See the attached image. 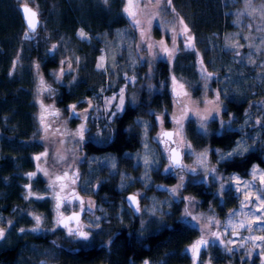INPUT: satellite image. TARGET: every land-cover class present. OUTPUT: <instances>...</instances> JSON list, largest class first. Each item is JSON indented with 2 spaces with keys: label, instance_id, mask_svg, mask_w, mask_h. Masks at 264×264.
Segmentation results:
<instances>
[{
  "label": "rangeland",
  "instance_id": "obj_1",
  "mask_svg": "<svg viewBox=\"0 0 264 264\" xmlns=\"http://www.w3.org/2000/svg\"><path fill=\"white\" fill-rule=\"evenodd\" d=\"M19 1L20 4H28L38 12L39 7L36 0ZM124 1L126 7L127 0ZM221 3L230 17V32L219 34L221 36H218L217 42H214L212 48L210 47L211 53L208 61L204 62L202 57L197 55L195 60L174 68L173 64L170 66L173 59L175 60L180 50L187 49L185 45L189 42L186 36L179 35L186 25L185 22L182 20L183 23H181L179 15L173 11L171 5L166 3V0H155L154 3H147V6H145L146 0H134V4H138V7L134 6L131 10L136 13L135 19L140 22L139 25L134 24L137 28L135 31L137 38L133 37L130 32L131 27L114 31L111 39L100 37L102 42L96 68L104 73L105 83L91 97L76 105V112L81 114L79 119L71 117L70 106H67V111L60 109L53 111L49 117V124L47 123L46 126L44 124L46 117L44 95L47 93L44 88L47 87V83L50 86L65 84L68 88L70 87L68 84L74 81L75 76L68 78V75L75 73L74 68L77 64V57L75 56L74 59L73 51L67 50L58 66L48 70V79L41 77L38 64L34 63L36 78L33 84L35 90L32 89V92L33 99L37 104L35 109L37 126L30 139L33 143L40 141L42 147H46L44 153H49V160L47 155H44L39 160L36 159L34 167L43 174L48 170L50 174L53 171L52 167H57L60 161L62 163L58 170H62V173L67 171L70 180L73 171L79 173L75 187L82 195L89 196L86 199L83 198L84 206L87 207L89 201L95 205L90 212L85 213L82 221L83 231L90 233L89 239L82 241V247H89L99 236L104 235L107 226L103 224V221L110 223L112 235L120 234L121 231L128 229L135 235V238L145 237L146 233L155 232L158 227H161L173 202H181L183 218L190 226L199 229L196 239L203 237L206 240L214 241L207 245V249L196 260L193 259L191 251L196 241H191L186 246V251L191 259L188 264H193L194 261H198L199 264L201 262L215 264L211 258L213 255L210 253L211 249L221 252L224 257L230 256L232 259L237 257L233 254V251L236 250L243 253L237 257L239 263L245 259L250 262L254 258L255 247L257 246V253L261 249V244L264 248V241L256 239L264 236V223L256 222V217L264 213V207L260 206V200L257 199L264 192V183H261L259 179L261 175H264V170L253 165L247 176L212 172L214 163L208 147H198L190 141L184 128L187 122H191L198 135H206L211 127L220 128V130L233 129L237 133L236 141L231 148L217 150L215 155L217 162L222 161L220 159L222 154L226 156L227 153L236 149L240 150L238 155H242L252 149L261 148L264 155V0H251L250 4L246 0H222ZM125 14L129 17L127 13ZM129 18L133 22V19ZM80 31L77 32V38L87 40V37L79 36ZM142 32L144 33L143 38L141 37ZM187 35L191 36L189 31ZM161 40L169 50L176 49L171 57L162 52L159 45ZM191 43L193 44V39ZM149 45H154V47L149 48ZM101 57H103L102 61ZM17 58L19 59V56ZM73 60H75L74 63ZM144 60L147 64H145V74L149 79V81L145 79L144 90L167 92L172 106L169 112L157 111L154 115L153 110H149V113H152L150 116L152 118L149 116L136 118L135 125L141 132L142 141L139 149L128 154L132 163L139 166V173L132 174L124 169L121 171L119 162L113 154L85 152L82 148L83 141L78 143L79 137L73 134L77 133L80 125L84 123L86 124L84 134H89L95 143L104 144L112 137L115 118L110 117L108 110L109 108L115 110L114 106L118 100L113 101L111 106L106 105L105 101L110 97L118 96L123 89L124 107L131 103L139 104L144 78L142 77L141 82L137 84L142 73L135 69L134 65L142 66V63H145ZM18 61L20 65H23L22 60ZM159 61L167 64L170 73H168L167 79L160 81L156 87L153 84V76L151 78V70L154 68L153 65ZM101 63L103 67H97ZM62 69L63 72H61ZM209 73L211 76H208ZM18 77L24 78L21 75V70L17 71L14 76L15 79ZM173 77L176 78V90L181 94L179 98L172 91ZM50 78L53 82L50 81ZM41 81H43V85H41ZM180 85H183L182 89ZM116 86H118L117 91L106 94V91L112 90ZM185 92L188 94L187 96L183 95ZM217 93H219V99H217ZM50 94H55V99L51 98V102H57L62 96L59 89H52ZM145 97L149 98L146 95ZM178 99L179 102H177ZM88 101L92 103L91 108ZM229 101L236 103L247 101L246 108L237 120H233V116L236 114L233 115L234 111H231ZM181 104L187 105L185 110L189 112V119L183 121V130L180 135L173 136L177 143L166 146L157 142L155 138L163 131L171 130L173 133L177 131L172 117L180 112ZM49 107L55 109L50 103ZM217 107V111H212ZM85 109H88L87 113L84 112ZM57 111L59 115H53ZM209 112H211V116H209ZM84 115L89 117L87 121L83 119ZM203 116L209 117L205 121L204 132L200 129V117ZM212 116L215 119H212ZM156 117L163 118L162 125ZM137 120L142 123L137 125ZM145 126L147 127L146 131ZM3 135L4 132L0 131V143L4 139ZM10 137L12 136L9 134L8 138L10 139ZM181 140L183 143L180 142ZM185 144L190 145V149L186 148ZM173 146L181 151V160L177 168L173 167L166 172L165 169H168L171 163L166 147ZM1 150L0 146V154ZM201 153H206V155L202 157ZM61 157L64 159L61 160ZM35 158L36 156L33 155L34 163ZM145 160L148 161L147 164ZM41 164H45V166L41 167ZM253 167L257 169L255 179L252 175ZM153 168L159 169L162 180L173 179L174 183L170 187L164 186L163 183H153ZM101 169H106L107 175L113 172L119 176V192L114 195L112 201L103 199L107 206L98 205V201L89 195L92 188H95L99 182L105 181ZM213 176L216 177L215 180ZM181 177H183V186L177 188V185L181 184ZM204 180L210 184L215 183L213 186L214 196L211 197L213 201L199 207L198 202H195L192 196L185 194L183 188L188 184H197ZM245 181L249 182V187L244 186ZM237 186L240 191L236 190ZM174 188L176 189L175 193L172 192ZM153 190L155 194H152ZM128 192H134L140 197L139 211L134 212L123 201ZM246 195L253 203H248L245 199ZM219 204L220 208H218ZM257 208H260V211H256ZM131 210L138 216V220L134 224V215ZM186 211L187 216L185 215ZM233 213L235 215H232ZM35 216L41 218V223L48 224L42 228L50 229L48 226L51 221L47 214L42 215L40 211H36L33 217ZM193 217L196 219H192ZM241 222L246 225L245 228L239 226ZM33 226L36 227L35 221ZM213 233L219 235L223 243L216 241ZM233 233H237L238 237H233ZM44 235L45 232H41L38 237H44ZM68 239L65 238L66 241ZM210 244H212L211 247ZM33 248L35 252L48 250L49 258L60 257L61 252L52 249V246L41 244L33 246ZM114 262L115 260H113Z\"/></svg>",
  "mask_w": 264,
  "mask_h": 264
},
{
  "label": "trees",
  "instance_id": "obj_2",
  "mask_svg": "<svg viewBox=\"0 0 264 264\" xmlns=\"http://www.w3.org/2000/svg\"><path fill=\"white\" fill-rule=\"evenodd\" d=\"M221 2L222 0H171L170 5L173 11L188 27L194 48L180 50L170 66L173 64L174 68H177L182 64H187L195 60L197 55H200L204 62L209 60L210 47L212 48L214 42H217L218 36H221L219 34L230 32L231 29L230 17ZM36 3L39 7L38 12L33 9L38 13L42 25L36 35H31L27 32L19 13L20 1L0 0V129L5 134L12 136L9 139L12 142L2 146L7 161L4 162L3 168H0V193L12 189L5 185L1 178L14 181L19 179L14 175H17L16 173L20 170L19 162L25 155L24 149L31 146V144L26 145L28 144L26 141L36 126V104L32 92L36 78L34 63L38 64L41 77L48 79V70L58 66L67 50L73 51L74 59L75 56L77 57V64L74 68L75 73L69 74L68 78L75 76V79L68 84L70 87L66 92L63 91L59 98L61 104H67L90 96L105 83L104 73L96 68L102 42L100 37L111 39L114 31L131 27L130 32L133 37L137 38L135 32L137 28L124 12V0H107V3L104 0H36ZM79 30L84 31L87 40L77 38ZM25 33H28V38H25ZM17 59L22 60L23 65H20ZM74 62L75 60H73ZM145 64L146 62L142 63V66L134 65V68L142 73L137 84L141 82L142 77L144 78L139 104H135V106L128 104L124 112L114 119L113 136L109 143H104L102 147L92 143L85 144V149L91 153L115 154L118 157L120 168L126 169L132 174H138L139 167H132L131 161L125 157V152L135 151L139 138L137 135L134 136L127 132L128 127L133 125L134 118L140 113L142 116L150 117L152 113H149V110H153L154 114L157 111L165 113V111L169 112L172 106L167 92L144 90L145 81H149L145 74L147 65ZM153 66L151 78L153 76L154 86H158L160 81L167 79L170 72L167 64L163 61H159ZM19 70H21L23 79L14 78ZM173 72L175 73V71ZM50 81L53 82L51 78ZM117 89L118 86L106 91V94L117 91ZM246 104L247 101H238L237 103L229 101V107L231 111H234L233 115L236 114L233 116V120H237L242 115ZM184 128L190 141L198 147H208L214 163L212 166L216 170L215 173L247 176L253 165L264 170V155L261 148L229 157L227 160L216 161L217 150L231 148L236 141L237 133L233 129L220 130V128L211 127L206 135H198L191 122H187ZM101 171L105 178V181L101 183V189L107 190L103 195L108 193L114 196L113 189L118 183L119 176L117 174L107 175L106 169H101ZM152 181L153 183H163L168 187L174 183L173 179L162 180L159 169L155 168L152 169ZM205 183L207 182L204 180L201 183L188 184L183 188L185 194L192 196L193 200L198 202L199 207L207 205V200L214 196L213 186L215 183L208 182V185ZM152 194H155L154 190ZM102 202L103 206H107L106 201ZM181 210V202H173L163 224L155 232L146 233L145 237L135 238L131 231L126 229L121 231L106 248L104 242L111 234V225L105 226L104 235L99 236L100 239L97 238L85 249L81 246L82 241L85 240L76 237L79 252L71 255L72 257H69L70 254L63 255L61 263L142 264L148 261L149 264H188L190 257L184 248L191 241H197L196 234L199 229L186 222ZM136 219L134 217L133 224ZM17 238L20 240L19 235ZM35 244L37 243L35 242ZM25 250L20 255L23 256L30 252L27 247ZM233 254L239 257L243 253L234 250ZM20 255L18 256L19 261L22 260ZM217 255L211 257L215 264H226L227 262L230 264H263L262 261H264V254L257 255L258 257L254 255L250 262L245 259L240 263L237 257L234 259L230 256L224 257L221 252H217ZM258 258L261 259L259 262ZM53 259L50 257V261ZM113 260H115L114 263Z\"/></svg>",
  "mask_w": 264,
  "mask_h": 264
},
{
  "label": "flooded vegetation",
  "instance_id": "obj_3",
  "mask_svg": "<svg viewBox=\"0 0 264 264\" xmlns=\"http://www.w3.org/2000/svg\"><path fill=\"white\" fill-rule=\"evenodd\" d=\"M46 88L48 89V91H46L47 93L44 95L45 96L44 107H45V112H46V117L44 120L45 126L47 125V123L49 124V120H50L49 117H51L52 112L55 111L56 109L67 111V106H71L72 104L77 105L81 103L84 99L91 97L95 93L93 92L90 96H85L83 98L78 99L77 101H73L67 104H64V103L61 104L60 100H58L57 102H51V98L55 99V94L49 95V92L52 89H59L62 95V92L63 91L66 92L68 86H66L65 84L63 85L58 84L57 86H54V85L50 86V84L47 83ZM32 89L35 90L34 86ZM49 103L53 104V107L55 109H52L51 107H49ZM130 106H135V103H131ZM36 107H37V104H36ZM125 107H124V110H125ZM122 113H120L118 116H120ZM118 116L114 118H117ZM139 117H142L141 113L136 118H139ZM136 118H134L133 125L129 126L127 129V132L132 133L134 136L137 135L139 138L138 146L134 150L139 149L140 143L142 141L141 132L135 125ZM36 126H37V123H36ZM36 126H35V130H36ZM113 130H114V125H113ZM31 135L32 133L30 134V137ZM30 137L26 141L28 142V144L26 145L31 144V146L24 149L25 155L22 157V160L19 162L20 170L18 173H16L18 176L14 175L15 177H19V179L17 181H14L8 178L4 180L3 178H1V181L2 182L4 181V184L7 185L8 187H12V189L11 191L0 193V228L5 229V238L3 240H0V264H50V262L51 264H62L61 261H62L63 255L76 254L77 252H79V247L77 245L76 236H69L67 228L63 226H59L57 221L61 220L62 218H65L66 216L70 214L80 213L81 214L80 221L76 223H73V222L69 223L68 227H71L73 229L81 228L83 230L82 221H83V218L86 212H80L79 202L74 200L73 196L74 195L78 196L81 200H83V198L86 199L89 196H84L78 191V188L75 187V185L77 184V181L75 184L71 183L70 178H68V180L66 179L62 181H56L57 176H63L64 174L62 173L63 172L62 170L61 171L58 170V168L60 167L59 165L62 162L59 161L57 167H52L53 171L50 174H49V171L47 170V173H48L47 175L41 173L39 169H36L34 167L36 165V158H35V163H34L33 155H35L36 157L42 158L45 154L44 151L46 147H42V143L40 141L34 143L33 145L32 143L33 141H31ZM3 138H4L3 141L1 140V143H0L1 149L5 143L7 144V143L12 142V140H9L8 135L5 133L3 135ZM111 139L112 137L108 139L106 142L109 143ZM86 143H92L93 145L98 146V147H102L104 145V144L95 143L89 137V134L87 133L84 134L82 148L85 152L91 153L85 149ZM169 144L171 143L169 142ZM176 149L179 150L178 148ZM104 153L105 152L100 153V154H104ZM54 154L55 152L53 153V155ZM128 154H131V153L125 152V157L131 161ZM46 155H47V159L49 160V153H46ZM114 156L118 158L115 154ZM5 161H7V159L4 156L3 151L1 150L0 168H3V164ZM131 165L133 168L139 167L137 165H134L132 161H131ZM43 166H45V164H41V167ZM124 170L121 169V171H124ZM30 173H36V175L30 177L29 176ZM110 174L113 175L115 173L111 172ZM53 181H56L55 190L56 192H59V195L62 201V206L59 208V210H57L56 208V203H57L55 199L56 193L52 190V187H50ZM62 184L67 185L63 191L60 190V186ZM205 184L208 185L207 183ZM114 188H115L113 189L115 192L114 194H117L120 190L118 189V183L115 184ZM29 192H31L30 196H29ZM104 192H107V190H102L101 182H99L95 188H92L91 193L89 195L90 197H93L95 200L98 201V205L103 206V202H102L104 201L103 199L112 201L114 198V196H111L108 193L107 195L104 196L103 195ZM129 194H133L134 196L137 197L138 202L140 201V197L138 196V194L134 192H128L126 193V196ZM38 197H43V199H38ZM65 197L67 198L68 201H71V203H63V199ZM125 198L123 199V201L126 203ZM2 200L4 201L1 202ZM210 201H213V198L212 199L210 198L209 200H207V204ZM218 208H220V204ZM132 210L134 212H137L136 208ZM132 210H131L132 214L134 215V217L137 218L136 220H138V216L134 214ZM36 211H40L42 215H46V214L48 215L51 221V224L49 223L50 225L48 226L50 229L46 230L45 228H42L44 225H48V224L41 223L39 231H36V232L31 231V229L35 228L33 226L34 221H35L33 219V216ZM9 222H11V226L9 225ZM103 224L106 226L110 225L109 222L105 223L104 221H103ZM22 228L25 229L26 231L20 232V229ZM41 232H45V235L44 237L39 238L38 234ZM51 233H53L54 235ZM118 234L119 233H117L116 235L110 234L108 236V238L104 242L105 248L108 247V245H110V243L113 240H115ZM17 235H19L20 240H18ZM65 238H69L68 241H66ZM199 240L200 238L197 239V241ZM35 242L37 244H35ZM20 244H22L21 249H20L21 246H19ZM41 244L52 246V249H56L57 251L61 252L60 257L50 261V258L46 250H42L44 251L43 253L35 252L33 246H38ZM186 246L184 248L185 251H186ZM211 246L212 244H210V247ZM25 247H27L28 250H30V252L26 255L23 254L24 256L23 257L22 255H20V253H23L24 251H26ZM260 247L261 249L258 253L256 252L257 246L255 247L256 249L254 248L255 249L254 255L256 257H258L257 255L264 254V248H262L263 245L261 244ZM206 249H207V246L202 247L200 249L198 257H201L203 251ZM210 253H212L213 256L217 255V252L215 251V249L213 250L211 249ZM19 255L21 256V259H22L20 261L18 260ZM259 258H258V262L259 260H261ZM208 260L209 259L207 258V261ZM189 262H191V259ZM262 262L264 264V261ZM193 264H199V262L194 261ZM201 264H203V262H201Z\"/></svg>",
  "mask_w": 264,
  "mask_h": 264
},
{
  "label": "snow or ice",
  "instance_id": "obj_4",
  "mask_svg": "<svg viewBox=\"0 0 264 264\" xmlns=\"http://www.w3.org/2000/svg\"><path fill=\"white\" fill-rule=\"evenodd\" d=\"M104 2L107 3V0H104ZM154 2H155V0H146L145 6H147V3H154ZM246 2L248 4H250L251 0H246ZM166 3L168 5H170L171 4V0H166ZM134 6L138 7V4H134V0H127V6L124 8V12L127 13L129 15V17H131L133 19V23L135 25H139L140 22L135 19L136 13L131 10ZM23 11L25 13V18L27 20L28 29L31 32H35L36 26H37V23H38V20H37L38 13L36 11L32 10L31 8L27 7L26 5L24 6ZM181 23H183V21H181ZM149 24H151V21H149ZM188 31L189 30L187 28V25H185L184 28H183V31L180 32L179 35L186 36V38H187V40L189 42L185 45V48L192 49V48H194V45L191 43L192 37L187 35ZM79 36L81 38H86V34L84 33L83 30L80 31ZM143 36H144V33L142 32L141 33V37L143 38ZM25 38H28V33H25ZM142 42H143V40H142ZM159 45L161 46L162 52L165 55L169 56V57H171L173 55V53L176 51L175 48H173L172 50H169L166 46H164V41L163 40H161L159 42ZM148 47L152 48V47H154V45H149ZM53 48H55V45H53ZM102 60H103V57H101V61ZM97 67H103V64L102 63L98 64ZM61 72H63V69L61 70ZM208 76H211V74L209 73ZM172 82H173L172 91L177 96V98H179V96L181 94L178 93L177 90H176V87H175L176 78L175 77L172 78ZM41 85H43V81H41ZM180 88L182 89L183 85H180ZM44 90L48 91L47 88H44ZM183 95L187 96L188 94L185 92V93H183ZM217 99H219V93H217ZM116 100H118V103H116L115 106H114L115 110H111V108H109V110H108L110 117H116V116H118L120 113H122L124 111L125 97H124V90L123 89H121V91L118 94V96H113V97L108 98L105 101V103H106V105L111 106L112 102L116 101ZM177 102H179V99H178ZM88 103H89V107L91 108L92 107L91 101H88ZM42 107H43V105H42ZM186 107H187L186 104H181L180 112L178 114H175L172 117V119L175 121V124L177 126V131L175 133L168 132V131H163L162 133L158 134V136L155 138L157 142L163 143L166 146L169 145V142H171V144H176L177 143V141L173 139V136L174 135L175 136H179L180 135V133L183 130V121L189 119V112L185 110ZM70 110H71V117L76 118V119L80 118L81 114L76 112V105H71L70 106ZM217 110H218V107H217V109H213L212 111H217ZM84 112L87 113L88 109H85ZM191 114L192 115H197L196 113H191ZM53 115H57L58 116L59 115L58 111L54 112ZM153 115H154V113H153ZM209 116H211V112H209ZM208 118H209L208 116L200 117V129H201L202 132H204L205 129H206L205 121ZM211 118L215 119L214 116H212ZM83 119L85 121H87L89 119V117L87 115H84ZM156 119L161 123V125L163 124V118L162 117H156ZM42 122H43V118H42ZM136 123H137V125H140L142 122L137 120ZM85 130H86V124L82 123L80 125L79 129L77 130V133L73 134L74 136H78L79 137L78 143H79V141H83ZM146 130H147V127L145 126V131ZM180 142L183 143V140H181ZM185 147L190 149L191 146L188 145V144H185ZM166 150L169 152V159L171 161V163L169 165V168L165 169V171L167 172L171 168H173V167H175V166H177L179 164V159H178L179 153L176 151V148H174V147H166ZM239 151H240L239 149H236V150H234L232 152L227 153L226 156L222 154L220 159L221 160H227L229 157H232L234 155H238ZM44 155H46V153ZM204 155H206V153H201L202 157ZM36 159L39 160L40 157H36ZM60 159L63 160L64 158L61 157ZM145 163L147 164L148 161L145 160ZM113 167H114V165H113ZM193 171H195V170H193ZM211 171L215 172V169H212ZM256 173H257V169L255 167H253L252 175H253L254 179L256 178ZM47 174L48 173L45 172V175H47ZM35 175H36V173H30L29 174L30 177L35 176ZM68 178H69V173L67 171H65L63 176H57L56 177V181H62V180H66ZM78 179H79V173L73 171L72 177H71V183L75 184ZM213 179L215 180L216 177L213 176ZM259 179H260L261 183H264V175H261L259 177ZM56 181H53L52 185H50V187H52V190L56 193L55 194V199L57 201L56 208H57V210H59V208L62 206V201H61V197L59 195V192H56V190H55ZM66 186L67 185L62 184L60 186V190L63 191ZM182 186H183V177H181V184L177 185V188L182 187ZM244 186L245 187H249L250 186L249 182L245 181L244 182ZM236 190L240 191V188L237 186ZM172 192L175 193L176 189L175 188L172 189ZM30 195H31V192H29V196ZM38 199H43V197H38ZM73 199L79 202L80 212H90L92 210V208L95 206L91 201H89L87 207H85L84 206L85 202L83 200H81L78 196H75V195L73 196ZM127 199L129 201L130 205L135 204L137 206L136 207L137 211L140 210L139 209V202H138L136 196H129ZM245 199L248 201V203H253V201L249 198L248 195H246ZM257 199L260 200V206L264 207V192H262V194L260 196H258ZM63 203H71V201H68L67 198L65 197L63 199ZM256 211H260V208H257ZM185 215L186 216L188 215L187 211L185 212ZM232 215H235V213H233ZM33 219L36 222V227L31 229V231H33V232L39 231L40 230V226H41V218L39 216H35V217H33ZM97 219H99V218H97ZM192 219H196V218L193 217ZM67 220L68 221H73V220L79 221V214L78 213H74L72 216L67 217ZM256 222L264 223V213H261L260 216L256 217ZM57 223H58L59 226H63L65 228H67L69 236H76V237H78L79 239H82V240H88L89 239V236H90L89 232L83 231L81 228L73 229L71 227H68V224L64 223L63 220H58ZM9 225L11 226V222H9ZM239 226L241 228H245L246 227V225L243 222H241ZM25 231L26 230L23 229V228L20 229V232H25ZM212 235H213V237L215 238L216 241H220L221 243H223V241L220 240V236L219 235H217L216 233H213ZM4 238H5V229L0 228V240H3ZM256 239L264 241V236L257 237ZM210 242H214V241H209V240H206V239H204L202 237L199 241H197L195 244H193V246L191 248V251H192L194 260H196L198 258V254L200 252V249L202 247H206ZM229 243H231V241H229ZM228 251H231V249H228ZM144 264H149V262L145 261Z\"/></svg>",
  "mask_w": 264,
  "mask_h": 264
},
{
  "label": "water",
  "instance_id": "obj_5",
  "mask_svg": "<svg viewBox=\"0 0 264 264\" xmlns=\"http://www.w3.org/2000/svg\"><path fill=\"white\" fill-rule=\"evenodd\" d=\"M25 5H26L27 7H29V8H31L32 10H34V9H33L32 7H30L28 4H21V6L19 7V13H20L21 19H22V21H23V24H24L25 28L27 29V32H28L29 34H31V33H33V32H31V31L28 29L27 20H26V18H25V13H24V11H23ZM34 11H35V10H34ZM37 20H38V23H37L36 28L38 27V25H39V23H40L38 15H37ZM31 35H32V34H31ZM168 132H173V131L168 130ZM170 143H171V142H170ZM176 151L179 153V157H178V159H179V163H180V160H181V152H180L179 150H177V149H176ZM178 166H179V164H178L177 166H175V168L178 167ZM129 196H134V195H133V194H129V195L126 196V198H125L126 204H127V206H128L130 209H135V208H136V205H135V204L130 205V203H129L128 199H127ZM73 214H74V213H73ZM73 214H70V215L66 216L65 218H62L61 220H63V222H64V223H67V224L72 223V222H73V223L78 222V221H75V220H73V221H68V220H67V217L72 216ZM78 214H79V221H80V219H81V214H80V213H78ZM232 236H233V237H238V234H237V233H233Z\"/></svg>",
  "mask_w": 264,
  "mask_h": 264
},
{
  "label": "bare ground",
  "instance_id": "obj_6",
  "mask_svg": "<svg viewBox=\"0 0 264 264\" xmlns=\"http://www.w3.org/2000/svg\"><path fill=\"white\" fill-rule=\"evenodd\" d=\"M41 25H42V23L40 22L39 25H38V27L36 28L35 32H33L31 34L32 35H36L39 32L38 30L41 28ZM0 131H3V130L0 129ZM94 154H98V153H94ZM83 249H85V247Z\"/></svg>",
  "mask_w": 264,
  "mask_h": 264
}]
</instances>
